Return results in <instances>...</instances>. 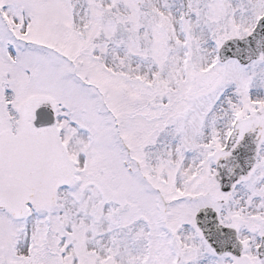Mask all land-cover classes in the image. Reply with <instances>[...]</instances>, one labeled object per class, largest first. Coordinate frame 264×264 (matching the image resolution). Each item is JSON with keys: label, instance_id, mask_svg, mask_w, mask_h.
I'll return each instance as SVG.
<instances>
[{"label": "snow or ice", "instance_id": "1", "mask_svg": "<svg viewBox=\"0 0 264 264\" xmlns=\"http://www.w3.org/2000/svg\"><path fill=\"white\" fill-rule=\"evenodd\" d=\"M0 264H264V0H0Z\"/></svg>", "mask_w": 264, "mask_h": 264}]
</instances>
